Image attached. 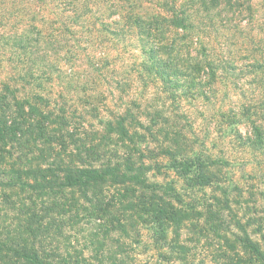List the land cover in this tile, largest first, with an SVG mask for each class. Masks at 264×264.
Masks as SVG:
<instances>
[{
  "label": "trees",
  "instance_id": "trees-1",
  "mask_svg": "<svg viewBox=\"0 0 264 264\" xmlns=\"http://www.w3.org/2000/svg\"><path fill=\"white\" fill-rule=\"evenodd\" d=\"M15 1L0 0V74L8 73L0 79V264H87L82 248L69 241L85 223L92 224L86 241L97 264H128L129 243L112 239L114 234L128 237L132 229L139 240L136 226L148 231L163 263L172 262L173 253L177 261L186 260L189 249L177 237L194 215L200 216L196 192L214 186L226 203L230 188L214 180L221 160L212 158L205 140L186 132L177 107L200 98L204 106L214 108L219 100L209 85L218 80L225 86L234 81L242 96V79L250 75L252 87L261 91L259 98L241 110L218 111V129L227 130L240 147L264 155V36L249 38L240 65L227 61L208 42L213 33L225 39L223 29L227 31L233 19L240 23L249 19L251 0H162L150 14L139 13L141 0H32L52 4L49 10L57 22L44 18L38 8L34 14L26 5L17 9ZM24 17L31 25L18 29ZM77 18L75 30L70 23ZM11 20L15 25L7 30L5 24ZM68 38L84 45L74 47L83 53L84 71L92 74V88L83 86L77 101L81 113L67 99V84L59 94L54 92L57 75L63 73L60 63L73 74H82L73 62L78 56L67 46ZM129 38L139 55H131L126 72L148 80L153 97L143 109L133 98L121 111H108L99 80L106 79L112 60L102 57L107 55L103 46L115 41L111 45L117 49ZM116 87L124 94L132 89L121 81ZM88 113L90 119L99 118L98 128L86 120ZM102 113L110 116L102 119ZM243 122L245 133L240 128ZM158 141L156 150L149 149ZM152 171L171 173L175 180L151 181ZM206 206L209 230L231 251L220 252L223 264H264V236L257 241L246 230L256 219L248 217L242 224L233 215L241 234L227 226L225 234L232 237L222 238L220 213L211 204ZM244 210V214L256 210L255 199ZM193 226L207 237L203 226Z\"/></svg>",
  "mask_w": 264,
  "mask_h": 264
},
{
  "label": "rangeland",
  "instance_id": "rangeland-1",
  "mask_svg": "<svg viewBox=\"0 0 264 264\" xmlns=\"http://www.w3.org/2000/svg\"><path fill=\"white\" fill-rule=\"evenodd\" d=\"M25 1L26 0H16L14 6L18 9V6L26 5L31 10L30 13L32 14H34V12L37 11L36 8H38L39 10H42L40 15H42L44 18H49L51 22L56 21L49 10V8L53 9L52 4H48L46 1V3L42 5L37 4V2L32 0V2L27 4ZM131 1H136L139 3V0ZM185 1L186 0H178V2ZM56 2L58 3L60 1L56 0ZM161 3L162 0H141V10H139V13H153L155 10L159 9L158 7L161 5ZM245 4L246 2H244L243 10L245 9ZM248 4L250 5L249 19L245 18V20H243L241 23L237 19H233L230 23H228L227 26L230 28H226L227 31L223 29V32H225V39L220 36L214 37V33L208 38V42L216 48L217 53L220 52L222 57L227 61H230L231 59L235 60L237 65L244 64V61L241 60V52L251 44L249 38L254 36V34H259V37L264 36V0H251ZM66 8L72 12L69 6H66ZM70 11L66 12L71 14ZM108 13L109 12L107 11L105 12L106 22H109L107 21ZM40 15L38 16L42 17ZM11 18L13 21H15L14 16ZM24 18H26L24 23L17 24L18 29H22L28 25H31L29 22L30 18ZM13 21L11 20L8 24H5V28H7V30H11L13 28L15 25V23H12ZM50 24H48V26ZM70 24L73 25V28L76 30V26L80 24V18H77L76 21H73ZM221 27L222 26H220V28ZM240 34H242V36ZM77 38L78 36L75 37L76 40ZM130 40V38L125 40L123 45L120 43L117 46V49H115L114 45H111V43L114 44L115 41H111L110 43L107 42L103 46L107 55L105 54L102 57L112 60V63L109 66L110 72L107 70L105 71L106 79L104 78V81L101 79L99 80L102 83L101 90L106 92L105 98L107 101L105 102V105L108 106V111H121V108L127 105V101L133 98L134 101L142 103L141 109H143L150 106V100L153 97V88L151 85H149L150 82L148 80H146V82L141 81L136 75L126 72L131 64V60L129 59L131 55L136 56V58L139 55L137 46L136 49ZM67 46L72 47L74 54L78 56L77 60L75 59L73 62L80 68V70H82V74L75 75L69 70L67 65L60 63L62 64L60 66H62L63 73H61L60 76L57 75V85L54 89V92L59 94V92L62 91V87L67 84V91L70 92L69 96L67 95V99L71 98V103H73L75 107L78 106V113H81L84 111H82V107L77 104V101H79L83 96V86L88 84L87 87L92 88V85L90 84V82H92V74L88 69L84 71L85 60L83 53L78 48L76 49L74 47L79 46L84 48V45L76 43L71 38H68ZM7 74V72H2L0 74V79L4 78ZM242 80V88L245 90V93L242 96L239 95V91L233 87L234 81L229 80L227 86H225V81L223 82L222 80H218L209 85V88L210 90L216 92L217 100H219L221 103L217 102L216 106L212 108V105L204 106L203 100L200 98L194 101L193 99H188L187 101L181 102L179 107H177L179 109L176 111V113L179 115H184V119L181 121L183 127L186 129V132L194 133L200 141L205 140L204 142L206 147H208L212 152V158H216L219 161L221 160V163L219 166H217L218 174L215 175L214 180L217 181L218 184L224 186L228 185V188H230L229 201L225 203V199L221 195L220 191L216 190L214 186L203 188L199 190V192H196V196L199 200L198 204H200V206L195 210L200 212V216L194 215V217H192V219H190L185 224V226L182 227V229L179 231L180 236L177 237V239L179 238V243L189 249V251L185 254L186 260H181V262L177 261V253H173V261L170 263H163V261L158 258V252L152 245L150 234L143 227H135V229H138L140 234L139 240L136 237L135 230L132 229L129 230L128 237H124L123 235L117 237V235L114 234V239H112L113 243L115 242V238L120 242L129 243L130 247L125 251V254L129 258V260H127L128 264H223V259L219 257V254L222 250H226L229 247L226 245V241L219 239V237L213 235L211 230H209L211 220L208 218V215L205 214L207 204H211L212 209L220 213V219H222L221 221L224 222V225L220 226L218 236L222 238L224 236L225 238L232 237L231 235L225 234L224 229L227 228V226L230 228V232L241 234L239 229L234 225V220L237 218L242 224H245L248 217H254L256 221L253 222L251 226L246 227V230L254 240L262 242L261 238L264 236V155L250 148L240 147V145L237 143V140L232 141L230 139L227 130L223 129L222 131L218 129L221 123V119L218 117V111L227 112L228 108L236 110L238 107L241 110V106L249 105L254 102V99L259 98L261 91L259 90V92H257L256 88L252 87V84L250 83V75L245 76ZM120 81L123 83L127 82V84L131 86V91L127 89L129 93L124 94V92H120L117 87L115 88V84ZM75 87L78 89H73ZM99 87L100 85L97 87L98 90ZM106 88H108V91H106ZM227 88H230L229 91H227ZM57 94L53 95V97H56ZM224 94L228 95V98L225 100ZM140 97L142 100L138 101ZM169 108L171 110L173 107ZM145 110L150 111L148 108ZM88 115L91 117L92 114L88 113L86 115V120L92 123L95 128H98L97 125L99 124V118L92 117V119H90ZM109 116L110 115L107 113H102L100 118L105 119ZM148 121L149 120L142 122L146 125ZM244 122L242 124L243 126L240 127L243 133H245L247 129V124L244 125ZM84 124L89 130L92 129L86 123ZM205 134L210 136L206 139L201 138ZM190 135L191 134H189V136ZM210 138L215 141L214 145ZM159 142L160 141H158V143H152V145L149 146V149H155L160 145ZM149 157L150 154L147 153L146 159H149L146 161L147 163H150ZM157 159L161 161V163L162 161L164 162V159L161 157H158ZM157 173V171H152L150 173L151 181L164 183L167 180H175L174 175L171 173H166L164 171L161 172V174ZM176 184H178L179 187L182 185L181 181L178 179H176ZM252 199H255L256 201V210H252L249 213L246 212V214H244L245 206L251 204ZM235 214L237 215L236 218L233 216ZM212 219L216 221L215 218ZM205 220L209 222H206ZM195 223L201 227L203 226L205 230H208L209 233H204L207 237H203L202 229L201 233H199L198 229H194L193 225H195ZM259 225L262 227L260 231H258ZM91 226V223H85L83 226H81V231L77 232L75 237L71 236L69 241L77 249L82 248L84 256L89 261L87 264H97L93 258V255L91 254V248L87 246L86 241V239L89 238V229ZM86 229L88 230L86 231ZM171 237L174 238V233L169 234L170 239ZM227 251H229V249Z\"/></svg>",
  "mask_w": 264,
  "mask_h": 264
}]
</instances>
